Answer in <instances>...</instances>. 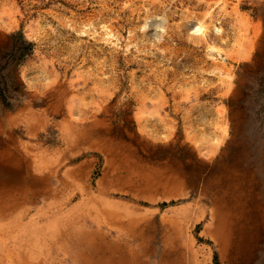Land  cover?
Segmentation results:
<instances>
[{
    "label": "rangeland",
    "instance_id": "rangeland-1",
    "mask_svg": "<svg viewBox=\"0 0 264 264\" xmlns=\"http://www.w3.org/2000/svg\"><path fill=\"white\" fill-rule=\"evenodd\" d=\"M0 77V163L58 188L0 214V264H79L107 209L158 223L141 264H264V201L230 238L207 186L228 154L264 175V0H0Z\"/></svg>",
    "mask_w": 264,
    "mask_h": 264
},
{
    "label": "bare ground",
    "instance_id": "bare-ground-1",
    "mask_svg": "<svg viewBox=\"0 0 264 264\" xmlns=\"http://www.w3.org/2000/svg\"><path fill=\"white\" fill-rule=\"evenodd\" d=\"M162 23L163 20H158L157 26H161ZM214 25L213 28L215 27L217 31L222 30L218 24ZM192 27L196 34L203 30L204 25L198 21ZM260 166L257 168L260 169ZM257 172L259 170L250 164L244 165L237 157L228 154L216 163L207 178L208 188H217L215 206L227 225L226 231L230 238L246 234L250 229L249 225L259 216V209L264 201V175L260 173L259 176ZM0 177L4 185V195L0 197L2 215L11 214L15 210L25 212L27 208L25 204L40 196L55 194L58 190L52 182V175L41 178V187L27 185L34 178L30 173V159L27 158H6L0 163ZM17 190H21V193L17 194ZM103 213L102 224H117L122 227V231L118 237L110 238L101 223L94 225L86 223V230L80 235L77 248L79 264H141L139 257L147 253L150 242L155 240L151 234L157 229L158 223L154 220L147 222L146 219H130L125 222L111 210H104ZM165 223L163 220L161 224ZM74 235L75 230L70 229L49 241L52 244L62 240L68 242ZM86 247L88 252L84 250Z\"/></svg>",
    "mask_w": 264,
    "mask_h": 264
},
{
    "label": "trees",
    "instance_id": "trees-1",
    "mask_svg": "<svg viewBox=\"0 0 264 264\" xmlns=\"http://www.w3.org/2000/svg\"><path fill=\"white\" fill-rule=\"evenodd\" d=\"M7 87L6 85L3 83L1 77H0V95L4 96V98L7 97L6 93H7Z\"/></svg>",
    "mask_w": 264,
    "mask_h": 264
}]
</instances>
